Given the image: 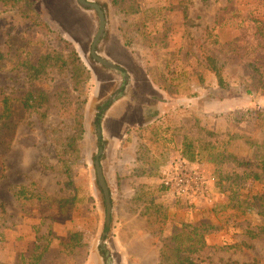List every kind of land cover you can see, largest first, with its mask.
I'll list each match as a JSON object with an SVG mask.
<instances>
[{
  "label": "rangeland",
  "instance_id": "rangeland-1",
  "mask_svg": "<svg viewBox=\"0 0 264 264\" xmlns=\"http://www.w3.org/2000/svg\"><path fill=\"white\" fill-rule=\"evenodd\" d=\"M90 1L106 17L96 50L127 72L126 82L121 71L89 55L98 28L94 11L75 0H34L35 18L49 25L48 32L42 24L30 27L0 2V111L7 97L11 113L0 119V264H81L86 252L76 228L86 234L91 259L104 264L98 245L104 200L93 164L100 146L108 180L115 165L133 166L143 178L161 145L172 158L183 136L215 140L253 164L264 156V0ZM57 34L73 45L90 74L78 98L83 136L77 153L65 149L64 165L57 149L73 133L72 118L46 104L26 108L21 99L70 82L57 66L37 75L30 70L42 55L59 51ZM116 92L101 115L99 140L95 116ZM152 136L159 146L149 141ZM189 162L213 178L217 194L199 207L173 200L162 210L178 216L181 225H202L205 245L192 257L203 264H264V177L254 180L248 176L254 166L231 161ZM219 181L231 191L219 190ZM18 185L24 195L16 199ZM80 199L83 207L76 204ZM177 231L168 228L159 244L169 243ZM55 233L61 236L58 244ZM108 237L109 230L106 242Z\"/></svg>",
  "mask_w": 264,
  "mask_h": 264
},
{
  "label": "trees",
  "instance_id": "trees-1",
  "mask_svg": "<svg viewBox=\"0 0 264 264\" xmlns=\"http://www.w3.org/2000/svg\"><path fill=\"white\" fill-rule=\"evenodd\" d=\"M4 7H8L11 10H15L23 19L27 20L30 27H35L38 25L43 26L45 31L53 32L49 25L45 22L38 23L35 15L36 11L34 8V0H0ZM57 43L60 44L59 51L57 53H46L42 55L36 65H31L30 70L37 75L38 72L43 71L47 67L57 66L59 69L65 70L69 74V83L61 82L58 83L54 89L49 93H32L28 92L22 96V103L26 108H36L35 106L40 104H46L47 108L53 109L59 115H66L72 118L73 133L68 136V141L64 144V148L57 149V154L59 156V163L64 160V152L67 148L71 153H77L78 147L77 143L83 136V114L80 110L79 96L82 93L83 87L90 78L89 71L83 64L81 58L76 52L73 45L65 40L61 35L56 36ZM66 50L67 53L62 56L61 51ZM2 54L0 53V59ZM210 60H214L210 57ZM207 57V61H210ZM211 71H214L217 75L219 83L221 84V78L219 76V69L216 65L211 66ZM264 83V81H263ZM7 97L3 100V108L0 111V119L8 117L11 113L9 111V105L7 104ZM101 114H96L94 123L100 124ZM210 136H216L214 132L207 131ZM159 139L150 138L151 143H156L159 146ZM163 144L161 145L160 155L157 157L153 156L152 160L147 161V165L151 166L147 172H142L146 176L158 175L159 165L165 161L166 155L163 154ZM157 153V154H159ZM179 154L189 161H196L202 158H206L207 161L213 163H220L223 161H231L236 166L239 167H251L254 166L256 170H249V175L254 180H260L264 177V156H262L256 164L250 161L244 160L239 156L229 152L224 146H220L215 140L205 141L200 140V138H193L189 136H183L180 144ZM140 159V158H139ZM59 164V165H60ZM64 165V164H63ZM140 168V166H138ZM134 170V169H133ZM67 171V167L63 170ZM218 189L221 191H231L230 185H224L222 182L217 183ZM162 186L157 188H152L149 183H142L138 191L136 192L133 201L137 203L145 204V208L141 211L142 213H147L145 210L152 209V212L160 214L164 212L162 204L154 202L155 198L162 191ZM16 199H19L24 195L21 185L15 187L13 192ZM33 196V194H29ZM25 197V196H24ZM202 225L183 223L180 229L169 237V243H165L160 250V264H203L201 261L196 260L192 257L193 253L198 252L205 245V231L201 229ZM103 230H109L103 228ZM256 233H254L255 235ZM74 233L71 237H74ZM68 245V244H67ZM104 253L103 251H101ZM38 258L37 255H35ZM40 257V255H39ZM252 264H257L253 261Z\"/></svg>",
  "mask_w": 264,
  "mask_h": 264
},
{
  "label": "crops",
  "instance_id": "crops-1",
  "mask_svg": "<svg viewBox=\"0 0 264 264\" xmlns=\"http://www.w3.org/2000/svg\"><path fill=\"white\" fill-rule=\"evenodd\" d=\"M119 137H117V145L121 141ZM177 156L181 155L178 153L172 158H170V155H166L165 161L159 165V172L162 175L171 159ZM111 157L114 158L112 155ZM118 158L117 156V161L120 162ZM111 161L113 162L114 160L112 159L109 162ZM100 163L112 199L111 224L109 227L108 241L106 242L108 243L106 245L111 255L110 264H160L162 243L159 244V241L168 235L166 233L171 226L179 230L182 221L180 222L178 216L175 218L166 210L160 214L154 212L142 213L141 211L145 208L144 204H136L133 198L142 183H149L152 188H157L158 179H162V176L160 178L158 175H143L144 177L141 178V176L134 174L133 166L128 167L125 165L120 168L115 165L112 167L114 169L112 171V178L108 180L105 175L102 159ZM160 185L162 186L161 182ZM162 189L157 196L159 199L155 198L154 202L168 206L167 203H172L173 200L182 201L166 191L163 186ZM216 194L214 192L213 195L215 196ZM203 203L205 202L191 205L193 207H199ZM76 204L83 207V200L80 199V202L78 203L77 201ZM178 204L182 205L181 202H178ZM74 231H79L81 234L82 240L79 242V246L80 248H84L86 252V257L81 264H97V258L94 256L96 259H91L89 247L85 245L88 241L85 238L86 234L83 229L76 228ZM53 238L57 240L56 244H58L61 236L59 237L56 234Z\"/></svg>",
  "mask_w": 264,
  "mask_h": 264
},
{
  "label": "water",
  "instance_id": "water-1",
  "mask_svg": "<svg viewBox=\"0 0 264 264\" xmlns=\"http://www.w3.org/2000/svg\"><path fill=\"white\" fill-rule=\"evenodd\" d=\"M75 1L83 9L94 11L98 17V28H97L96 33L94 34L93 39H92V42L90 45V50H89V55L91 56V58L93 60H95L100 65H102L106 68L115 70V71H121L123 74V77H124V81L126 82L129 79L127 72L122 71L121 66H118L117 64L108 60L107 58L101 56L96 50L97 45L99 44L100 40L103 38V36L105 34L106 17H105L104 10L101 8V6L98 3L90 1V0H75ZM123 85H125V83ZM116 98H117V92H116V94H114L113 96L110 97L108 104L101 107L100 110L97 112V114L100 113L102 115L103 111ZM96 130H97V137L99 140H101L102 139V130H101L100 124H97ZM102 153H103V148L100 146L98 148V152L95 156L93 164H94V169H95L96 182H97L98 187L101 190L103 200H104V227L109 229L110 224H111L112 199H111V194H110L108 185L105 181V178L103 175V170H102L101 163H100V156ZM106 234H107V230H103V232L100 236V239L98 241V245H99L100 249L104 252V264H110L111 255H110V251L106 245Z\"/></svg>",
  "mask_w": 264,
  "mask_h": 264
},
{
  "label": "built area",
  "instance_id": "built-area-1",
  "mask_svg": "<svg viewBox=\"0 0 264 264\" xmlns=\"http://www.w3.org/2000/svg\"><path fill=\"white\" fill-rule=\"evenodd\" d=\"M212 181L213 178L199 166L190 163L182 156H177L169 162L161 184L177 199L188 204H198L212 201L214 196Z\"/></svg>",
  "mask_w": 264,
  "mask_h": 264
}]
</instances>
